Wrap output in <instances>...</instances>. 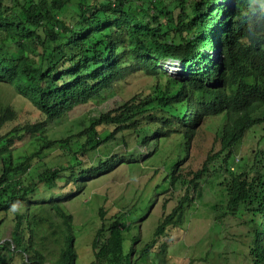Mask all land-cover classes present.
<instances>
[{
	"label": "trees",
	"instance_id": "1",
	"mask_svg": "<svg viewBox=\"0 0 264 264\" xmlns=\"http://www.w3.org/2000/svg\"><path fill=\"white\" fill-rule=\"evenodd\" d=\"M194 44L196 63L186 76L158 65L186 62ZM204 48H218L221 62ZM212 72L220 86L203 83ZM135 73L148 78L144 86L107 105L115 86ZM0 84L14 96L0 100V264H76L75 213L66 203L91 178L129 176L128 166L150 158L162 164L152 171L161 180L151 192L161 212L140 231L139 215L125 221L136 203L126 214L99 206L89 264H142L151 252L165 264L164 239L206 185L218 217L253 233L263 212L264 146L245 152L250 161L241 171L227 161L264 121V0H234L232 8L218 0H0ZM95 99L104 106L50 137V123ZM26 106L37 116L22 123ZM204 123H218L219 148L194 152ZM50 149L59 150V163L42 160ZM163 149L166 156L156 158ZM222 227L210 245L226 241L224 262L246 264L242 233L227 238Z\"/></svg>",
	"mask_w": 264,
	"mask_h": 264
},
{
	"label": "rangeland",
	"instance_id": "2",
	"mask_svg": "<svg viewBox=\"0 0 264 264\" xmlns=\"http://www.w3.org/2000/svg\"><path fill=\"white\" fill-rule=\"evenodd\" d=\"M174 65L175 64L170 65L165 61L162 63L161 67H172ZM177 68L179 69V67ZM180 70H182L181 67ZM175 73L178 78L184 77L182 74L183 72ZM147 81L148 78L142 74L135 73L129 75L124 81L115 86L114 90L116 91V94L112 97L114 99L108 101L107 105H112L115 100L127 99L138 89L142 88ZM0 100H2L4 104L12 103L14 101L11 87L0 84ZM104 104L105 103L101 100L95 99L75 109L74 114H70L71 117H65L59 124L57 122L55 124L50 123L47 129L50 137L54 138L52 135L59 136V132L62 128L69 126L70 124L73 125V122L82 120L85 111H89V116H92L91 111L98 110L100 107H103ZM75 112H77L76 115ZM19 113L20 112H18V114ZM31 115L37 116V113L31 107L26 106L25 110H23V118L21 119V122L24 123L26 118ZM72 119L75 120L71 122ZM217 124L218 123H215L210 126V124L204 123L200 127L199 136L191 145V149L194 152L197 149L204 152L206 149L210 148V143L213 136L216 134V130L220 129V127H216ZM13 125L14 123L10 124L8 127H12ZM243 145L244 142L241 147L238 146L236 151L237 156L239 153L244 154ZM29 148L33 150L32 145H30ZM167 151V149H163L162 153L156 158H164ZM58 152L59 150L57 149L47 150L45 151L46 155L42 160L50 162L51 164L56 162L59 163L60 159L56 157ZM244 157L245 159L242 162H240V160L237 161L235 171H240L244 167L245 160L249 161L248 155L244 154ZM161 166L162 164L160 160L150 158L145 163H137L131 167L128 166L129 176L124 177L122 175L119 179H113L107 174H101L98 177L86 181L83 191L77 193V195H75L76 197L71 194V196H74L76 199L69 202V204H66L68 205V208L75 213L73 228L75 229L74 245L78 252L76 264H89L93 259L89 244L91 243L94 237V232L100 223L97 215V209L99 206L105 204L106 209H108V215H111L114 212L116 213L119 210L123 213H125L124 210L129 212L134 203H136L135 208L140 209H143L145 204H147V207L151 206L150 213L147 212L139 219V230H144L145 227L151 223L153 216L156 213L159 214L161 212L159 206L162 202L151 194L153 187L161 180V176L159 174L152 175V171L156 168H161ZM59 186L62 187V180L60 181ZM166 195L167 192L163 193L162 197L165 198ZM41 196L42 194H39L40 199H42ZM213 197L214 193L211 194L209 187L207 185L204 186L202 197L185 210V216L181 226H177L172 230L169 239H164V241H166L167 249L165 264H189L190 257L194 258L190 264H231V262H224L223 256L222 259L218 257L219 261L217 262L212 260V255L215 253L219 254V252H221L227 245V242L224 241L222 246L216 249V251L209 246L210 237L216 238L221 231L222 225L220 221L218 224L212 225L214 212L208 207H214L216 201ZM106 198L108 199L107 203H105ZM223 221L225 222L223 223L225 228L229 226L224 234L227 238L235 236L238 230L241 229L233 222V220L227 221L223 218ZM7 236L8 231L5 232L3 237L5 238ZM128 242L129 241L125 239L124 244L126 247L128 246ZM206 251L209 252L207 255L205 254ZM227 251H229V249H227L226 252ZM226 252L225 256L228 255ZM151 253L152 254L149 256L147 255L144 260L140 262H142V264H159L156 257L157 254L153 252Z\"/></svg>",
	"mask_w": 264,
	"mask_h": 264
},
{
	"label": "clouds",
	"instance_id": "3",
	"mask_svg": "<svg viewBox=\"0 0 264 264\" xmlns=\"http://www.w3.org/2000/svg\"><path fill=\"white\" fill-rule=\"evenodd\" d=\"M218 1H219V3H221L223 5H226V6H229L231 8L234 5V0H218ZM224 17H226V14L225 13H223L221 15V18H224ZM213 43H215V42H213ZM212 46H213V44H212ZM204 50L206 51V48H204ZM195 52H196V44L192 45L191 52L189 53L186 62H182V61L180 62L178 60L167 59V60L160 61L158 65L159 66H162V63L165 62V61L167 63H169L170 65L175 64L172 67H167V66L165 68L162 67V69L165 70L168 74H170L172 76H176L175 75L176 74L175 72H180V73L183 72L182 73L183 76H186L189 73L190 69H191V67H189V66L192 65V64H194V63H196V59H194V57H197V55H196ZM206 52L212 54V59L215 62L216 61L221 62V56L219 54L218 48L217 49H214V50L206 51ZM177 67H179V69ZM180 67L182 68V70H180ZM214 75H215L214 72H212L210 75H206V79H205V81H203V83H207L208 82L211 87L212 86H220L219 79L216 78ZM192 89H193V87H192ZM191 110L192 109H190L188 107L185 112L188 113V112H191ZM253 117L255 119H260V117H261V111L260 110L259 111L258 110L255 111L254 114H253ZM184 120L186 121V123H188L185 118H184ZM220 130H216V134H218ZM251 130H254L256 132V137L255 138L253 137V134H252ZM251 130H248L245 133L244 137L241 140L237 141L234 144V148H233V153L234 154L227 161V164H229V168H230V170L232 172H236L235 171V165L237 164V161L240 160V162H242L245 159L244 154H245V152L247 150H252V149L259 148V147L261 148V147L264 146V121H262L260 124L255 125L253 127V129H251ZM199 133H200V128H199L196 136L194 137V140L199 136ZM215 135L213 136V139H212V141L210 143V146L211 147L212 146L213 147H216L217 146V150H218L219 145H218L217 142L214 141V139L216 140ZM243 142H244V145H243L244 154H240L239 153V155L237 156V154H236L237 148H238V146L241 147L242 144H243ZM249 161L245 160V164L247 162H249ZM244 167H245V165H244ZM215 201L217 202L216 199H215ZM215 205H216V203H215ZM215 205H214V207H208L211 211L214 212L213 219H212V225H216L220 221L222 223V226L224 227L223 223H225V222L223 221V219H221L220 217H218V215L215 213ZM261 207L263 209V212L259 216V218H258L257 222L255 223V225H253V233L251 234L250 228L248 229V227L247 228H244V227H242L240 225H237L241 229H239L238 232L234 236V238H236L237 236H239L242 233L239 241H244V242L247 241L246 245L248 246L249 251L245 254L246 264H264V200H263V203H262V206ZM150 209H151V206H148L147 207V204H145V206H144L143 209H140L139 208V210L137 212H135L133 214H130V217L127 220L125 218V221L127 222L129 220H132V219L135 218V216L139 215V218L137 219L138 220V223H139L140 222L139 219L141 218V216H143L147 212H149ZM159 209H160V207H159ZM124 212L126 214V211L125 210H124ZM223 227H222V230H223L222 231V235L225 234V230H224ZM140 231H142V229ZM210 232H211V227H210ZM210 242H211V237H210ZM209 246L212 248V246L210 244H209ZM212 249H214V248H212ZM210 251H211V249H210ZM214 251H216V249H214ZM214 251H212V252H214ZM224 252H226V250H224ZM218 257H220V259H222V256L221 255H219V254L214 255L213 254L212 255V260H214L215 262H217V261H219L218 260Z\"/></svg>",
	"mask_w": 264,
	"mask_h": 264
}]
</instances>
